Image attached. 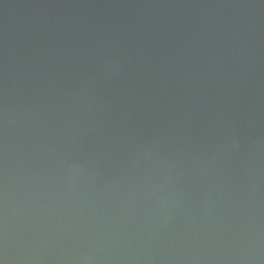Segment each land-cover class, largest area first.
I'll return each mask as SVG.
<instances>
[{
	"label": "clouds",
	"instance_id": "clouds-1",
	"mask_svg": "<svg viewBox=\"0 0 264 264\" xmlns=\"http://www.w3.org/2000/svg\"><path fill=\"white\" fill-rule=\"evenodd\" d=\"M0 264H264V0H0Z\"/></svg>",
	"mask_w": 264,
	"mask_h": 264
}]
</instances>
